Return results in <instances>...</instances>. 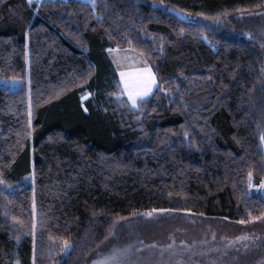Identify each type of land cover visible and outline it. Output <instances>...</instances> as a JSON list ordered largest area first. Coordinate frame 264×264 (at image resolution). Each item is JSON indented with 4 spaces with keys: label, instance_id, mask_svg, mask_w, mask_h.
Instances as JSON below:
<instances>
[{
    "label": "trees",
    "instance_id": "obj_1",
    "mask_svg": "<svg viewBox=\"0 0 264 264\" xmlns=\"http://www.w3.org/2000/svg\"><path fill=\"white\" fill-rule=\"evenodd\" d=\"M261 11L264 0H0V77L29 81L0 86V264H86L142 211L261 218L248 186L264 181V53L239 29ZM114 48L155 74L135 107L115 96Z\"/></svg>",
    "mask_w": 264,
    "mask_h": 264
},
{
    "label": "rangeland",
    "instance_id": "obj_2",
    "mask_svg": "<svg viewBox=\"0 0 264 264\" xmlns=\"http://www.w3.org/2000/svg\"><path fill=\"white\" fill-rule=\"evenodd\" d=\"M82 1L93 4L92 0ZM239 29L246 36L253 37L264 53V11L242 15ZM107 54L117 72L115 83L119 92L115 93L116 97L127 98L120 86L121 71L148 68L154 74L148 62L130 48L108 49ZM0 86L10 90L24 86L29 89L28 72L24 83L18 78L0 77ZM154 86L155 84L152 85V90ZM88 96L89 94H84L81 100ZM31 179V174L26 175L24 185ZM17 185L16 188L20 186ZM260 185L261 183L248 186V192L264 199V187ZM3 187L8 191L12 190L9 185ZM158 210L161 209L142 211L116 222L114 234L86 264H92L98 256L109 254L113 247L128 248L123 264H264V216L242 224L199 218L190 212ZM149 212L151 215H145ZM245 234L251 239L236 240V237Z\"/></svg>",
    "mask_w": 264,
    "mask_h": 264
},
{
    "label": "snow or ice",
    "instance_id": "obj_3",
    "mask_svg": "<svg viewBox=\"0 0 264 264\" xmlns=\"http://www.w3.org/2000/svg\"><path fill=\"white\" fill-rule=\"evenodd\" d=\"M31 2V0H29ZM41 0H36L37 5H40ZM93 5L95 4V0H92ZM219 19V17H217ZM156 83L155 76L148 68L143 69H129L127 71L120 72V86L123 89V93L127 95L128 101L132 106L137 104L138 99L142 100L151 90L152 85ZM119 95V94H116ZM83 99V97H82ZM30 135V133H29ZM264 140V136L261 137ZM252 174L249 173V180L251 181ZM2 183V181H0ZM252 187L251 183L249 185ZM261 187H264V181L261 182ZM158 211H164L163 209ZM145 215H151V212L145 213ZM264 216V213L261 214ZM251 219H259L260 217H251ZM122 219V218H121ZM241 223H246V221H241ZM115 227V222L113 223L112 228L108 230L106 235L100 241V244L107 243L108 238L114 234L113 228ZM251 239L246 234L244 236L236 237V240H245ZM183 243V242H181ZM99 246V245H98ZM69 247V243L64 241L61 245V252ZM168 247H171L169 245ZM247 247V245H245ZM128 252V248H116L113 247L111 252L107 255L98 256L96 259L92 261V264H123V257L126 256Z\"/></svg>",
    "mask_w": 264,
    "mask_h": 264
},
{
    "label": "crops",
    "instance_id": "obj_4",
    "mask_svg": "<svg viewBox=\"0 0 264 264\" xmlns=\"http://www.w3.org/2000/svg\"><path fill=\"white\" fill-rule=\"evenodd\" d=\"M111 60V59H110Z\"/></svg>",
    "mask_w": 264,
    "mask_h": 264
}]
</instances>
